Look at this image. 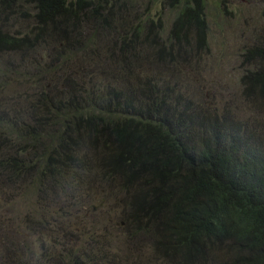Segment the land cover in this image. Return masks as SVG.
I'll list each match as a JSON object with an SVG mask.
<instances>
[{"label":"trees","instance_id":"16d2710c","mask_svg":"<svg viewBox=\"0 0 264 264\" xmlns=\"http://www.w3.org/2000/svg\"><path fill=\"white\" fill-rule=\"evenodd\" d=\"M168 1L164 38L161 19H143L129 0H0V55H10V71L22 68L28 83L33 68L12 56L23 61L38 48L54 56L25 97L30 111L0 104L5 184L26 173L43 202L98 178L121 194L128 238L149 236L165 264H264V40L242 53L252 114L203 104L172 79L140 76L142 66L187 64L208 50L206 0ZM16 15L33 26L7 29ZM99 30L115 41L100 46ZM54 71L62 73L42 83ZM89 245L83 258L59 251L43 264H105L98 240Z\"/></svg>","mask_w":264,"mask_h":264},{"label":"rangeland","instance_id":"374dc122","mask_svg":"<svg viewBox=\"0 0 264 264\" xmlns=\"http://www.w3.org/2000/svg\"><path fill=\"white\" fill-rule=\"evenodd\" d=\"M129 1L135 11L144 14L143 19L152 17L156 22L161 19L163 31L160 36H167L174 15V7L168 0ZM206 2L208 50L194 55L187 64L142 66L140 76L149 73L159 80L172 79L199 102L219 109L230 106L239 115L247 117L252 114V108L241 94L242 53L247 47L264 40V0ZM22 9L35 12L30 3H24ZM32 26V17L16 15L10 18L6 28L25 32ZM104 32L99 30L100 46L115 41V37ZM148 50L149 47H144L145 52ZM19 56L13 55V62L28 64L33 68L34 76L28 83L22 81L18 75L22 68L19 72H11L10 55L1 54L0 104L1 108L24 107L30 111L25 97L33 96V85L37 86L34 79L44 75V66L54 56L43 48L25 53L23 61ZM107 56L108 53L103 51V60ZM65 70L69 71L66 67ZM61 73L54 71L44 76L42 83L57 79ZM3 81L7 82L8 88L4 87ZM0 172V264H43L49 255L53 256V263L59 251H64V255L71 251L73 257L83 258L93 240L103 246L105 264H165L162 257L156 256L149 236L128 238L123 208L118 204L121 194L113 184L100 179L97 183L98 178L92 177L89 186L86 182L72 191L71 187L76 186L72 185L67 188L71 193L50 194L39 202L40 196L30 175L22 173L14 184L9 185L5 184L9 170L0 166ZM110 190L114 191V196L108 198L105 193ZM32 215L33 226L29 220Z\"/></svg>","mask_w":264,"mask_h":264}]
</instances>
